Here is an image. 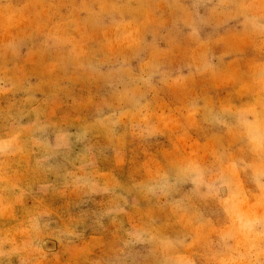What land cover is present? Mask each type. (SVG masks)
Instances as JSON below:
<instances>
[{"label": "rangeland", "instance_id": "obj_1", "mask_svg": "<svg viewBox=\"0 0 264 264\" xmlns=\"http://www.w3.org/2000/svg\"><path fill=\"white\" fill-rule=\"evenodd\" d=\"M0 264H264V0H0Z\"/></svg>", "mask_w": 264, "mask_h": 264}]
</instances>
